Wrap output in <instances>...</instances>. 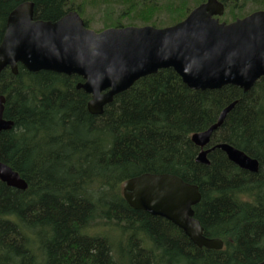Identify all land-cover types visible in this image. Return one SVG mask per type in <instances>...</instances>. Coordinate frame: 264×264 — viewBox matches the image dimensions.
Segmentation results:
<instances>
[{
	"label": "trees",
	"instance_id": "1",
	"mask_svg": "<svg viewBox=\"0 0 264 264\" xmlns=\"http://www.w3.org/2000/svg\"><path fill=\"white\" fill-rule=\"evenodd\" d=\"M203 0H0V42L9 12L33 3V18L55 21L87 8L104 26H166ZM230 22L264 0H221ZM121 8L117 18L113 7ZM104 9V11H103ZM111 9V10H110ZM123 23V24H122ZM82 78L53 71L0 72L3 117L0 161L27 187L0 180V264H257L264 259V77L253 87L189 88L171 68L139 78L103 113L88 112ZM235 102L204 149L227 143L258 161L250 172L215 148L208 164L191 135L214 124ZM142 173H168L195 184L194 217L219 250L198 247L170 221L130 207L122 183Z\"/></svg>",
	"mask_w": 264,
	"mask_h": 264
},
{
	"label": "water",
	"instance_id": "2",
	"mask_svg": "<svg viewBox=\"0 0 264 264\" xmlns=\"http://www.w3.org/2000/svg\"><path fill=\"white\" fill-rule=\"evenodd\" d=\"M224 5L206 0L187 16L165 27L124 26L94 31L76 11L55 21L33 18V3L16 5L8 14L0 42V72L17 64L29 72L53 71L82 78L76 87L90 95L87 110L103 113L114 96L135 81L160 69L171 68L191 89H219L232 85L244 92L264 77V10H255L231 22H220ZM5 98L0 95V131L12 121L3 117ZM235 102L222 109L217 121L191 135L200 148L196 161L208 164L207 154L221 149L238 167L255 172L258 161L243 151L217 143L204 149ZM0 180L7 186L26 189L25 180L0 161ZM128 205L162 217L180 228L198 247L221 249L220 238H208L194 217L200 200L197 185L168 173H142L122 183ZM257 264H264V259Z\"/></svg>",
	"mask_w": 264,
	"mask_h": 264
},
{
	"label": "rangeland",
	"instance_id": "3",
	"mask_svg": "<svg viewBox=\"0 0 264 264\" xmlns=\"http://www.w3.org/2000/svg\"><path fill=\"white\" fill-rule=\"evenodd\" d=\"M160 1H165V0H160ZM111 10V9H110ZM104 11V9H103ZM111 13V16L114 17V18H117L118 15L120 13H123L121 11V8H118L117 6L116 7H113L112 8V11L110 12ZM85 17L88 18L89 22H90V28L94 29V30H101L103 29V26H104V16L102 14V11L100 9H92V8H87L85 10ZM129 17H120L119 19H121V22L123 23H127V19ZM106 19V18H105Z\"/></svg>",
	"mask_w": 264,
	"mask_h": 264
},
{
	"label": "flooded vegetation",
	"instance_id": "4",
	"mask_svg": "<svg viewBox=\"0 0 264 264\" xmlns=\"http://www.w3.org/2000/svg\"><path fill=\"white\" fill-rule=\"evenodd\" d=\"M204 1H206V0H203V1L199 2V3H202V2H204ZM219 1H221V0H219ZM221 2L223 3L224 6L226 5V3H224L223 1H221ZM199 3H198V4H199Z\"/></svg>",
	"mask_w": 264,
	"mask_h": 264
}]
</instances>
